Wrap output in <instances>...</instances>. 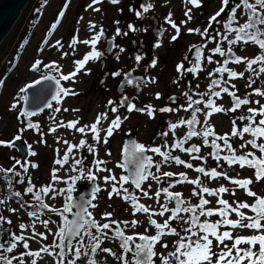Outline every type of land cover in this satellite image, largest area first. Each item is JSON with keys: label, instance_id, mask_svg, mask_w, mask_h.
<instances>
[{"label": "rangeland", "instance_id": "374dc122", "mask_svg": "<svg viewBox=\"0 0 264 264\" xmlns=\"http://www.w3.org/2000/svg\"><path fill=\"white\" fill-rule=\"evenodd\" d=\"M232 2L233 0H230L229 5H231ZM43 3V0H29L27 6L21 13V20L15 26L12 35L0 48V81L3 82L2 85H0V142H12L19 136L20 140H22V142L25 141L26 145L35 153V155L30 157L29 165L26 167L25 162L27 158L21 159V157L17 155L16 157L20 161L19 163H14L11 160L10 152L6 149H0L1 169H14V173H19V175H16L18 179L10 184V186H13L11 189V193L14 195L13 198L6 194L7 188L5 189V187L0 185V201H2V203H0V217H3V220H0V224H4L5 227L2 230V235L7 230L11 231L9 239L10 245L12 243L16 244L12 252L5 251L4 249L6 247L0 248V256L11 258L12 264H20L21 259L23 260V264H32L33 260L36 261V264H60V257L56 255L60 252V248L55 247V245L60 243V238L57 233L59 227L63 223V218L48 209L43 213L37 211V207L34 206L37 200L33 193L26 192V189L30 186L29 180L31 181V185L34 186V192L39 191L41 187L51 186L55 189L56 191H51L48 195L41 198H43L44 203L48 204L51 208L62 209L68 202V189L71 187V192H73L77 184L93 182L88 178L89 173H91L96 176L94 182L101 189L96 193V199L93 202L97 206L90 209L94 218L101 224L110 223L111 220L128 222L127 225L121 223L120 227L129 236L135 237L140 234L150 237L154 236L156 234V229L149 224L146 214H134V209L131 204L125 202L119 196H113L112 199H109V192L111 191L112 184L105 183L104 177L111 174L115 175L117 180H119L121 176L127 175L124 169L117 167V164L122 162L124 143L128 135H130V132L135 134L136 141L139 144L150 148L159 147L162 152H170L171 155V145L174 141L183 139L186 124L180 125L175 130L170 129V125L178 124L181 119L185 121L189 118L191 119L192 115V109L188 111L184 110L188 108V98L181 104L179 103L174 106L173 109H175V111L163 113L162 115L155 111L152 117H149L147 114H138L125 119L126 113H123V120L121 119L122 122L120 127L114 130L111 137H107V143H104L103 140L106 137L107 129L112 120L116 118L114 114L105 119L106 122L103 126L101 124L97 126L100 135L99 142L93 138L94 134L91 132L90 127L86 128L85 133H81L73 128L59 126L61 121L65 125L70 121H78L79 123L76 125V128L91 126L96 122L97 115L100 114V112H98L97 101H93L88 93L91 87V70L94 69L93 63L90 61L85 65L84 69L71 80H61L63 82V88L72 90L75 95H62L60 102L55 105L50 113H47V115L41 119L35 118L31 121L32 124L38 125L41 134H35L33 130H29L26 120L20 115V113H24L23 105L25 101V92H21V89L26 88L27 85L33 83L35 80L40 79L47 72L57 78H59L61 74L67 75L73 72L76 67L74 61H80L85 54L91 51L90 46L83 43V41L91 40L94 36L91 34V31L88 30L90 21L95 19V21H99L101 25L109 24L107 18L112 20L113 23L115 20L116 22H121V20L125 22L133 16V7H135V5L138 7H140L141 4L143 5V0H119V3H112L110 0H102L100 5L95 6H93V0H47L46 5L42 7ZM147 4L152 5L150 14L144 17L146 20L140 21V25L153 26V24L150 23V17L152 15L158 16L163 20V36L158 41L160 46L156 49L157 61L155 67L151 66L148 70V78L150 81L142 96L145 104L157 110L158 106L164 105V98L168 96L165 94L167 89L171 88V92L175 91L173 90L172 83L173 80L177 78V64L181 61L180 57L183 56L184 58L187 52L202 40L201 37L198 36V33H190L188 30H201L203 28V22H209L210 18L222 7V0H200V7H195L191 3H186L185 0H148ZM207 4L208 10L204 8ZM96 8L100 9V11H95L94 9ZM37 9H41L42 12L39 16L38 25L32 31L29 42L18 62L12 66L13 55L18 52L17 48L20 39H22L23 35H26L31 22L36 18L34 11ZM189 10L191 19L185 15ZM62 11L64 13L63 21L57 26L53 36L51 37L50 35V37L45 40L47 29L51 26L57 14ZM121 11L124 13L120 16ZM169 14L171 15V21L180 29V33L175 40H173V37L177 36V33L167 20ZM155 16H153V18H156ZM236 19L240 21V25L247 22V17L243 8H240V12ZM217 25L218 23L216 22V26ZM212 27H214L213 21ZM261 27L264 28V26ZM208 28L211 30L209 25ZM151 37L153 39L155 38L153 34ZM74 38L78 42L72 45ZM231 40L233 39L231 38ZM58 41L59 45H57ZM218 45L222 48L219 44V38L217 37L209 43L208 52L205 53L207 61H204L202 70L198 73L196 72L192 80L190 78L187 79L189 85L188 94L191 96L192 100L202 99L204 102H207L209 98H211L215 101L217 106L230 109L233 107V100L227 93L221 92L219 98L211 96L210 93L202 96V94L209 92V86L213 80H221L219 87H212V92L221 91L222 88L227 87L230 92H236V95L240 98H247L250 103L248 105H242L235 112L227 111L213 113L211 116H206V113L210 112L211 109L206 108L204 103H201L193 106L201 109V111L196 114V117L201 124L200 128L207 127L204 124L205 119H207L208 125L213 128L217 136L223 137L227 135L228 142L232 145L237 156L246 155L251 152L255 157L259 158L262 154L258 149L252 148L250 144L241 148V145L245 144L247 140L253 139L250 134L245 133L242 140L238 136H232L231 133L234 127L233 120L236 121L235 127L239 131L244 126L248 125L249 121H241L237 119V117L249 116L251 113L248 112V108L259 110L261 105H264V96L253 94L257 89L264 92V73L256 74L254 71L247 70L246 63V60L254 59L261 55V50L253 43L245 44L242 41L231 45L232 52H234L236 56L246 58V60L243 63H235L233 66L226 65L231 71L243 73L242 78L229 79L227 72L223 73L222 76L220 73H214V70L221 67L225 61L224 57L212 52ZM223 46L225 48V53H227L229 44H224ZM65 53H67V55H64ZM208 57H211L213 63H208ZM37 60L42 61L40 71H32V66ZM53 62L59 66L60 72H55L45 67V65ZM259 67V64L253 65L254 70H258ZM210 72H213L214 75L209 76ZM193 74L194 73H192V75ZM153 78L155 82H152ZM250 78L254 81L251 87L248 86ZM197 85H199V87H197ZM232 85H235V87L233 88ZM157 93H159V99L156 98ZM108 95L110 96V94ZM256 101H259V103H256ZM13 105H16V107L13 108ZM56 108H59L60 111L56 112ZM64 109H68V111H64ZM120 115L121 114H119V116ZM159 118L162 121V130H164L167 135L165 140H162L159 134L156 143L152 145L151 140L155 136V129L159 125ZM261 118V116L257 115L256 121L258 122ZM53 128L56 130L51 131ZM82 140L86 143L80 146ZM65 141H67V143H65ZM219 141L222 147L224 140ZM192 142V145L195 144L200 147L198 155L204 158L203 160L198 159L194 161L191 160V156H184L183 158L186 162H191L193 165L192 169L185 168L184 165H177L172 162L165 163L160 155L148 152L149 156L152 157L153 163H160L161 165L159 172L156 171L155 167L150 169L153 174L161 177V182L157 183V181L149 178L142 184L143 190L148 191L152 199L144 197L142 192L135 189L131 183L125 184L124 187L127 188L129 192L139 197V203L150 206L155 212L160 210L161 204L167 203L170 209L175 207V202H168L165 194L161 193L159 197L160 203H157L155 197V193L159 189L168 187L170 184H174L175 186L170 187L169 191L181 193L187 204L198 205L202 195L204 199L209 201V204L205 206L206 209L221 208L222 206L217 202L219 199L228 201L229 205L232 207H235V202H245L249 205L255 203L254 197H249L244 189L231 183L233 179H251L253 183L249 185V189L255 191L258 196L264 197V180L256 181L255 170L248 167L241 168L238 163L229 166L225 160L220 162L216 160L213 161L209 158V151L202 150L201 145H199L197 141L192 140ZM257 143H264V138H260ZM70 146L75 147L69 151ZM90 147L93 149L92 151H89ZM85 149L86 152L88 151L94 155L96 159L94 165L90 160L81 157ZM108 153L111 154L109 155ZM66 154L67 162L63 163V166L56 163L57 160L63 161ZM222 154L223 156L231 155L227 148L222 151ZM249 159H251V157H249ZM76 160L80 161L79 165L75 163ZM97 161H104L105 163L98 164ZM33 164L37 165V167H32ZM197 167H204L206 171L216 169V171H220V173H226L230 179H225L223 176L215 179L204 176L194 170ZM24 168H27L26 172ZM98 168L107 169L109 171H98ZM165 172H172L175 175L166 177L163 176ZM180 173L186 174L189 180H196L199 178L200 185L189 184L187 182L176 183L177 180L181 179L179 176ZM54 174L58 178L55 181L53 179ZM19 176H21L22 179H20ZM21 180L23 181L22 183L20 182ZM149 185L151 187H149ZM200 186L207 187L210 190H216L223 186L229 189V191L216 196H209L205 193L193 195L194 190L198 193L200 192ZM117 187H119V184H117ZM16 192L21 194L18 197L19 199H16ZM233 192H235V195L232 194ZM52 197L55 198L53 199ZM13 209H15V211H12ZM33 211L37 212V216L33 217L29 215V213ZM241 211L244 212L245 216H254L250 208L241 209ZM105 213L112 214L110 220L101 219ZM69 214L70 213H66L65 215L68 217ZM170 215L171 213H166L164 217L156 215L152 218L156 219L158 223H163ZM181 215L184 216L185 219H189L184 213ZM208 218L213 222L221 219L218 215H213ZM228 218L232 220L239 219L234 212H230ZM45 220L50 221L47 228H45L42 223ZM134 220L138 221V223L135 227H132L131 222ZM247 222L246 220L245 223ZM21 225H24L23 229ZM172 226L177 228L181 236L189 235V233L182 230V228L188 227L189 225H181V223L173 221ZM112 227L114 228L116 226L112 225ZM92 231L95 234V229H92ZM219 231H230L234 237H250L259 234L255 230L240 227L232 229L230 227L221 226ZM33 233L37 235L34 236ZM109 233L107 238H105L106 241L100 248L111 249L113 253L116 252L115 255L98 249L93 256L90 249H87L89 252V259H95L97 264H113V256L120 254L116 247H114V242L111 237L112 234ZM39 234H43L47 238L41 239ZM20 236H23L24 240L14 239V237ZM1 238L0 231V245H3ZM162 238V242L159 243L157 250V264H161V256H167L169 252L175 251L176 241L179 240L180 237L166 235ZM193 239H195V237H193ZM25 242L29 245L27 249L23 247ZM83 242L84 245L87 246V236H84ZM163 243H167L168 248H163L161 246ZM224 243L229 246L232 245L231 240H225ZM78 245L79 242L75 246ZM75 246L67 253V256L64 255L63 264H65L66 261L69 262L74 259ZM44 247H47L49 252L53 254L49 255L48 252H43L42 248ZM239 247L246 249L249 245L242 244ZM223 249L224 245H218V242L213 239V251L219 254ZM84 250L85 249L82 248L81 257L76 260V264L86 259L87 256L83 255ZM253 251H258V245L253 248ZM28 252H40V256H29L26 254ZM19 253H22L20 257L13 256ZM233 255H235V253H233ZM213 259L215 260V257ZM0 264H4V262L0 261ZM170 264H176L175 260H170ZM244 264H248V261L245 260Z\"/></svg>", "mask_w": 264, "mask_h": 264}, {"label": "snow or ice", "instance_id": "6c2138e0", "mask_svg": "<svg viewBox=\"0 0 264 264\" xmlns=\"http://www.w3.org/2000/svg\"><path fill=\"white\" fill-rule=\"evenodd\" d=\"M102 0H93V4L101 3ZM112 3H119V0H110ZM186 3H191L195 7H200V0H185ZM230 0H222V7L220 10L210 18L209 21V27L212 26V21H216L217 17L221 15L225 11V8L228 7ZM67 6V5H66ZM65 6V7H66ZM91 7V5H90ZM152 7L151 4H148L146 6L142 5L143 11L148 12L149 9ZM243 8V10L247 13V22L243 25H240L238 27H233L232 25L236 22V16H237V9ZM95 11H100V9L96 8ZM264 0H254V3L249 2V0H240V3L235 4L231 7L229 14H228V22L224 23V28L227 31V33H235V38L233 40H228V36L225 35L223 37L224 40H228L229 49L228 52L225 53V51L218 45L215 49L212 50L214 54H219L220 56L228 55L232 57V62L234 63H243L245 62L246 58H241L239 56H235V54L232 52L231 45L236 44L237 42H243L245 44L247 43H253L259 47L261 50V55L257 56L254 59L246 60L247 63V70L254 71L256 74L258 73H264V28L261 26H264ZM190 10L185 13L186 16L191 19L190 16ZM60 18L63 17L64 13L63 11L59 14ZM136 15L139 17L141 16L140 12H136ZM168 22L171 24V26L176 30L177 36L173 37V40H175L179 33L180 29L179 27L171 21V15L169 14V17L167 18ZM117 23H119L117 21ZM217 23H220V21H217ZM91 27H95V25H90ZM53 29H55L56 24H54ZM129 29L132 31H138V29L133 28L132 25H129ZM191 32H196L198 34H201L202 36L209 35L207 28L201 32L200 29H189ZM104 30L101 29L99 34L93 36L91 40L83 41V43L88 44L91 46L92 51L88 54H86L83 58V60L80 61H74V64L76 65L75 70L67 75L61 74L59 78L45 74L40 79L35 80L33 83H30L27 85L26 88L21 89V92H26L30 88H36L37 85H42L44 81H54L56 86V95L53 97L57 101V103L60 102L61 95L67 96L69 94L75 95L74 92L70 89H65L60 86L61 80L68 81L74 78L76 75H78L81 70L84 69L85 65L89 62V60H99L102 58L103 53L96 50V44L100 41L101 36H103ZM128 33L125 32L123 35H127ZM162 34V33H161ZM116 35H121V31L118 28L116 31ZM217 35H219V32H217ZM115 38H113L114 41ZM78 41L74 38L72 41V45L76 44ZM57 45H59V41L57 42ZM71 46V45H70ZM160 45L157 44L156 47H159ZM196 47L195 52V58L197 61H200L202 56V48L204 45H201L199 47ZM112 48H119V51H124L122 47L119 45H115L114 42H109V50ZM64 55H67L65 53ZM119 57L117 56V59ZM141 59L140 55L136 56V60L139 62ZM208 63H213L211 57H208ZM229 63V60H225L224 64L221 67H218L214 70V73H220L221 76L223 73L227 72L229 79H235V78H242L243 73H237L235 71H231L226 67V65ZM42 64V61L37 60L33 66L32 71H40V66ZM156 61L153 60L152 67H155ZM259 64L260 67L258 70L253 69V65ZM46 68H50L55 72H60V68L58 65L55 64V62L45 65ZM200 69L197 65L195 68H189L184 69V65L180 64L177 66V71L183 74V71L188 72H197L200 71ZM213 72L209 73V76L214 75ZM120 75L119 72L113 73V76ZM131 76V73L125 74V80L127 83L131 84L133 83L132 79H129ZM154 81V78L152 80ZM175 82V81H174ZM254 81L249 79L248 86L251 87V84ZM2 81H0V85H2ZM221 84V80H213L211 85L209 86V92L204 93L203 95H208L209 93L211 96H215L219 98L221 96V92L227 93L233 100V107L230 109H224L221 106H217L215 104V101L209 98L207 102H204L202 99L198 100H192L191 96L186 92L184 95L188 98L189 104L188 108H185V111H188L189 109H192V115L191 119L183 120L181 119L178 124H171L170 129L175 130L177 127L183 124H187L189 126H193L199 121L197 120L196 114L201 111L200 108L193 107L194 105H198L201 103H204L205 107L208 109H211L210 112L206 113V116H211L213 113H221V112H227L237 111L242 105H248L250 101L247 98H240L236 95V92H230L227 87H224L221 89V91L212 92V87H219ZM199 87V85H197ZM234 88L235 85H232ZM48 91V88L41 87L40 93H45ZM38 97L39 98V94ZM255 95H261L264 96V92H261L260 90H255ZM157 99L160 98L159 93H157L156 96ZM171 101L175 102V97L169 98ZM128 97L124 96L122 97L121 101L119 102V107H127L128 112L132 111H146L147 115L149 117L153 116V113L157 111L156 109L152 108L151 106H146L145 109H137L134 104L127 103ZM116 102L109 101L108 106L111 108V111L113 113L118 111V107L113 106ZM256 103H259V101H256ZM13 108L16 107V105L12 106ZM48 108H51L52 105L49 103L47 104ZM56 112H59L60 109L56 108ZM64 111H68V109H64ZM75 111V110H74ZM161 112H172L175 111V109L172 108H162L159 109ZM248 112L251 113L249 116H239L237 119L243 121L248 120V125L244 126L241 130H237L235 127L236 121L233 120V131L231 133L232 136H238L240 139L243 140L244 134L248 133L250 134L253 139L247 140L245 144L241 145V148L246 147L247 145H251L252 148L258 149V151L262 154L261 157L257 158L253 155V153L249 152L246 155H239L237 156L235 154V150L233 149L232 145L228 142L227 135L221 137L217 136L213 130V128L208 125L207 119H205L204 124L207 126L202 132H197L194 128L190 127V130L187 132L186 136L175 143L174 147L180 149L181 151L187 152L190 156H192V159H200L203 160V157H200L199 155H193V153H199L200 147L193 144L189 148H184L183 145L192 137L194 136H203L204 138V144L208 145V137L209 135H212L214 138L211 142V147L213 149V152L210 154L212 155V158L217 160L219 162L220 159H224L229 166H232L234 163H238L241 168L249 167L255 170V179L256 181L264 180V143H257V139L264 138V105H261L259 110L254 108H248ZM21 116H31L35 115V113H20ZM259 115L262 118L259 119V121H256V116ZM107 118V113L98 115L97 120L94 124L91 126H84L80 128H76V125L79 123L78 121H70L65 125L62 121L60 122L59 126H66L68 128L76 129L77 131L81 133H85L86 128L90 127L91 132L94 134V139L99 142L100 135L98 130V125L101 123L102 119ZM54 119V117H53ZM126 119V117H125ZM121 117L119 115L116 116L114 120H112L110 126L107 129L106 137L104 138L103 142L107 143V137H111L113 135V132L115 129H118L121 124ZM255 125V126H253ZM28 128L36 127L38 128V125H33L32 123H29ZM56 129L53 128L51 131H55ZM162 135H167V133H162ZM16 140H19L20 137L17 136L15 138ZM217 140H224L225 146L228 149V151L231 153L229 156L221 157L219 155L220 151H222L219 144L216 143ZM5 142H0V144H4ZM67 143V141H65ZM86 142L81 141L80 146H83ZM6 146H13L11 143L7 144ZM75 146H70L69 151L72 150V148ZM93 149L90 147L89 151H92ZM147 152H153L158 155H160L163 158V162H168L169 160H174L175 164L177 165H184L185 167L192 169L193 165L191 163H187L183 160H181L178 156L172 157L170 153L168 152H162L159 147L150 148L146 147L145 145L136 143L135 141L130 142L128 145H126L123 149V160L121 163L117 164V167H120L124 169L125 172L128 173V175H123L117 180V177L115 175H109L107 177H104L105 183H111L112 188L109 192V199H112L113 196H119L121 197L125 202L130 203L131 206L134 209L135 213H144L148 216L149 224L156 229V234L154 236H147L140 234L138 236H126L123 229L120 227L121 223H124L125 225L128 224V222H117L115 220H111L110 223H100L98 222L94 216L92 215V212L89 210V208H95L97 205L94 204L92 201L96 199L95 193H98L101 189L99 186L95 187L93 193L91 194L90 200H85L83 197H80V203H73V197L71 195V187L68 189L69 195L67 197V203L64 205L62 209H53L48 204L44 203V201L41 198V193L44 195H48L51 191H56L51 186L41 188L39 191L34 192V186L31 185V181L29 180V187L26 189V192L33 193L35 199L39 202L38 207L41 209H48L51 212H54L55 214L61 216L63 218V223L59 227L58 230V236L60 238V243L55 245V247L60 248V252L57 253L60 257V264H63L64 261V249L67 248L69 251H71L74 247L72 244V240L75 238H79V245L75 246V253H74V259L70 260L68 264H76V260L80 259L82 248L85 250L83 251L84 256H88L89 252L87 249H90L93 256L96 254L97 250H101L103 252H108L111 255H115V253L112 252L111 249H101L100 245L103 243V240L107 238L108 233L105 230H109L113 232V238L119 239L121 241L120 247L123 249V252L126 254L128 252H132L133 259L132 261H127L126 256L117 257V259H121L124 264H154V257L158 255V253L154 250L155 245L157 243L161 242V238L166 235H174L179 236V240L176 241L175 245V251L169 252L167 256H161V264H170V260L174 259L176 264H244V261L247 260L248 264H264V197L258 196L255 191H252L249 189V185L253 183L251 179H244V180H231V183L237 185L239 188H242L246 191V194L249 197L255 198V203L252 205H249L245 202H235V207H232L229 205L228 201L224 199H219L217 202L222 207L219 209H206L205 206L209 204V201L207 199H204L201 195L200 201L198 205H190L187 204V202L183 199L181 193H173L169 191L170 187H174V184H170L168 187L159 189L155 193L156 201L157 203H160L159 197L161 193L165 194L168 202H175L174 208H169L167 206V203L160 205V210L158 212H155L151 209L150 206H146L143 203H139V197L135 195L134 193L129 192L127 188L124 187L125 184L131 183L135 189L140 190L144 197L148 199H152L151 196H149L148 191L143 190L142 184L143 182L147 181L149 178L152 180L157 181V183L161 182V177L153 174L150 169L152 167L156 168V171H160V163H153L152 157L146 155ZM32 155H35L34 152L31 153ZM109 155L111 153H108ZM251 157V159H249ZM67 162V154L63 158V161L57 160L56 163L61 164L63 166V163ZM19 163V161H17ZM77 165L80 164L79 160H76L75 162ZM98 164H104V161H97ZM32 167H37V165L33 164ZM75 170V169H74ZM98 171H109L107 169L98 168ZM196 172L203 174L204 176L210 177V178H217L219 176H223L225 179H230L226 173H219L216 171V169H212L211 171H206L204 167H197L194 169ZM0 171H5L3 169H0ZM8 172H14V169L6 170ZM24 171H27V168H24ZM15 175H19L18 172L15 173ZM175 174L172 172H165L163 173V176L166 177H172ZM179 176L181 177L180 180H177L176 183H184L187 182L189 184H195L200 185V180L197 178L196 180H189L186 174L180 173ZM88 178L92 181L96 180V176L89 173ZM54 181L58 178L53 175ZM75 180V178H74ZM23 182L22 180L20 181ZM117 184H119V187H117ZM149 187H151L149 185ZM229 189L221 186L216 190H210L207 187L200 186V192L193 191V195H200L201 193H205L209 196H216L218 194H222L225 192H228ZM235 195V192L232 193ZM21 194L19 192L15 193L16 197H19ZM53 199L55 197H52ZM2 203V201H0ZM75 208L76 211L73 212L72 209ZM251 209L253 213H255L254 216H245L244 212L241 211V209ZM12 211H15L13 209ZM234 212L239 219L238 220H232L229 219V213ZM66 213H71L73 215V219L69 220ZM166 213H171L170 216H168L167 219L164 220L163 223H158L156 219H153V216L159 215L161 217H164ZM190 214V219H185L184 216L181 214ZM30 216H37V212L33 211L29 213ZM111 213H105L101 217V219L110 220ZM213 215H218L221 219L216 222H208L207 220L201 222L200 217H211ZM0 220H3V217H0ZM248 221L245 223V221ZM177 221L181 223V225L187 224L188 227L182 228V230L186 233H189L187 236H181L180 233L177 231V228L172 226V222ZM50 221L45 220L42 223L44 224L45 228H47L48 223ZM10 223V221H9ZM138 221H132L131 226L135 227ZM112 225H115L116 227L113 229ZM221 226L224 227H230L232 229L235 228H247L255 230L257 233L256 235H252L250 237H241L236 236L234 237L232 232L230 231H223L220 232L219 229ZM21 228H24V225H21ZM92 229H95V234L93 233ZM147 231V229H146ZM202 233V235H201ZM33 235H37L36 233H33ZM41 239H46L47 237L43 234H39ZM84 236L88 237V244L87 246L84 245ZM195 237V239H193ZM211 237V238H210ZM16 240H24L23 236L20 237H14ZM139 240L141 243H135V240ZM213 239L218 242V245H224V249L217 254L213 251ZM225 240H231L232 245L229 246L225 244ZM67 241V243H65ZM242 244L249 245L248 248L242 249L239 247ZM258 245V251H253V248ZM163 248H168L167 243L161 244ZM16 247L15 243H12L10 246L6 247L4 250L7 252H12L13 249ZM23 247L27 249L29 247L28 243L25 242L23 244ZM0 248H4L3 245H0ZM43 252H48L49 255H52L53 253L49 252V249L47 247L42 248ZM235 253V255H233ZM29 256H40V252H28L26 253ZM215 257V260L213 259ZM0 261H3L4 264H12V259L8 257L0 256ZM20 264H23V260L21 259ZM32 264H36V261L33 260ZM88 264H97L95 259H89Z\"/></svg>", "mask_w": 264, "mask_h": 264}, {"label": "flooded vegetation", "instance_id": "af4514ba", "mask_svg": "<svg viewBox=\"0 0 264 264\" xmlns=\"http://www.w3.org/2000/svg\"><path fill=\"white\" fill-rule=\"evenodd\" d=\"M101 3L94 4L93 6L100 5ZM237 3H240V1L233 0L232 4L228 5V7L225 8V11L221 13L220 16L217 17V20L213 21L214 27L211 26V30L208 28L209 22L207 21L203 22V28L200 31L203 32L207 28L209 35L202 36L201 34H198V36L201 37L202 40L196 46L199 47L201 45H204V47L202 48V56H201L200 61H197L195 58L196 47H194L190 49L189 52H187L184 58L183 56L180 57L181 61L177 65L183 64L184 69L195 68L198 65V67L202 69L204 65V61H207V56H205V53L208 52V45L216 37L219 38V44L222 46V49L225 51V48L223 45L224 44L228 45V40H231V38L234 39L236 34L234 32L231 34L227 33V31L224 28V23L228 22V14H229L231 7ZM204 8L208 10L209 9L208 4L205 5ZM132 11H133V16L127 19L125 22L120 19L121 22L117 23L115 20L113 23L112 20L107 18L109 21V24L101 25L99 21H95L94 19L93 20L94 22L91 20L88 25L89 26L88 30H90L91 34L94 36L99 34L101 29L104 30L103 36H101L100 41L97 42L96 44V50L103 53V56L99 60H89V62L91 61L93 63L94 69L91 70V78H90L91 87L88 93L91 99L93 101H97L98 103V112H100V114L98 115L107 113V117H111L113 114L115 116L121 114L120 117L122 120H123V115H122L123 113H126L125 114L126 118H129L130 116L138 115V114L140 115L147 114L146 111L128 112L126 106L119 107V102L121 101L122 97L126 96L128 97L127 103L134 104L137 109H145L146 106H150L143 102L142 96L150 81V79L148 78V70L151 67L153 60L157 61L156 45L158 44V41L163 36V20L160 19L158 16L152 15L150 17V23H152L153 26L140 25V21L146 20L144 19V17L150 14V9L148 12H144L142 8V4H141L140 7L135 5ZM136 12H140L141 16L138 17L136 15ZM239 12H240V9H237V15ZM123 13L124 12L121 11L120 16L123 15ZM59 14H57L55 20L53 21L51 26L47 29L45 40H47L50 37V35L51 37L53 36L57 26H59L60 22L63 21V17L60 18ZM153 16H155L156 18H153ZM218 20L220 21V23H218V25L216 26V22ZM54 24H56L55 29H53L52 27ZM98 24H99V27H98ZM90 25H95V27L93 28ZM129 25H132L133 28L138 29V31L130 30ZM232 26L233 27L240 26V21L236 19V22ZM118 28L121 31V35L119 36L116 35V31ZM156 31H158L159 38L155 37ZM125 32H127L128 34L123 35V33ZM217 32H219V35H217ZM152 34H153V37H155L154 39L151 37ZM225 35L228 36V40L223 39ZM113 38H115L114 41H113ZM109 42H114L115 45H119L120 47H122L124 51L122 52L119 51V48H112L111 50H109ZM137 55L141 56V59L139 62L136 60ZM84 56L82 57L81 60H83ZM117 56L119 57L118 59H117ZM222 57H224V60H229V63L227 65L233 66L235 64L232 62V59H231L232 57L228 55L222 56ZM116 72H119L120 75L113 76V73H116ZM198 72L199 71H197V73ZM127 73H131V76L129 77V79H132L133 81V83L131 84L127 83V81L125 80V74ZM192 73L193 72H188V71H183V74H181L180 72L177 73V78H175V80H173V83H172V87L174 88L173 90L175 91L171 92V88L167 89L165 94L168 96H165L164 98V105L158 106L157 108V112H159V114L162 115L163 113H168V112H161L159 111V109H162L165 107L173 109L174 106H176L179 103L181 104L187 99V97L184 95V93L189 92V85H188L187 79L190 78L192 80L193 76L196 75V72L193 75ZM46 74L51 75L49 72H47ZM60 86L63 87L62 81H61ZM108 94H110V96ZM170 97H175L176 98L175 102L171 101L169 99ZM24 99H26L25 94H24ZM109 101L116 102L113 106L118 107L117 112L113 113L111 111V108L108 106ZM56 104H57V101L54 100L51 104L52 105L51 108H48L47 110H45L39 115L28 116L30 118L29 123H31V121H33V119L35 118L41 119L45 117L47 113H50L53 110ZM105 122L106 120L103 119L101 120L100 124L103 126ZM28 129L33 130V128H28ZM131 133L132 132H130L129 134ZM162 133H165V131L162 130V121L159 118V125L155 129V136L151 140L152 145L156 143L159 134L161 135V139L165 140L166 135H162ZM15 141H22V140L15 139L12 142L7 141L4 144H0V149H6L7 151H9L11 154V160L14 163H17V161H20L16 157L17 155L20 156L18 150L12 146H6L7 144L9 143L12 144ZM24 143L26 145L25 141ZM26 147L28 148V151H29L27 160L25 162V165L27 167L30 162V157L33 156L31 153L34 151H32V149L28 147V145H26ZM81 157L90 160L93 165L95 164L96 159L94 158V155H92L88 151L86 152V149L82 152ZM2 169L5 171H0V185L5 187V189L7 188L6 194H8L11 198H13L14 195L11 193V189L13 186H10V184L14 183L15 180H17L18 178H16V175L14 172H8L6 171L7 169H4V168ZM21 176H19L20 179H22ZM90 184H92V182L77 184L76 189L73 192H71L72 197L74 198L77 195H79L83 187L85 185H90ZM41 188H44V187H41ZM44 196L45 195L41 193V197H44ZM16 199H19V198L17 197ZM42 200L44 201L43 198ZM38 203L39 202L36 201V203L34 204V206H36L38 209L37 211L42 212V213L46 212L47 209L39 208ZM4 228H5L4 224H0L1 237L3 236L2 230ZM10 236H11V233L8 235L9 239H10ZM1 241H2V238H1Z\"/></svg>", "mask_w": 264, "mask_h": 264}, {"label": "water", "instance_id": "95a60500", "mask_svg": "<svg viewBox=\"0 0 264 264\" xmlns=\"http://www.w3.org/2000/svg\"><path fill=\"white\" fill-rule=\"evenodd\" d=\"M29 0H0V42L2 39L11 31L14 24L18 21V19L21 16L22 11L27 6ZM148 3V0H143V4L146 5ZM156 38H159L158 31H156L155 34ZM41 87L48 88V91L45 93H40ZM39 94V98L38 97ZM26 99L24 101L23 105V112L24 113H35V115H39L45 110L48 109L47 104H52V102L55 100L53 97L56 95V86L54 81H44L42 85H37L36 88H30L25 92ZM31 115V116H35ZM136 141L135 135L130 134L126 138L124 147L128 145L130 142ZM12 147L16 148L21 156L22 159L27 158L29 151L26 147L25 143L22 141H15L12 143ZM146 155L149 156L148 152ZM123 160V155H122ZM128 175V173L126 172ZM144 183V182H143ZM95 187H97V184L95 182H92L90 185H85L80 192L79 195L73 198V203H80V197H83L85 200L91 199V194L93 193ZM93 202V201H92ZM90 210V208H89ZM73 212L76 211L75 208L72 209ZM73 215L70 213L68 216V219H73ZM10 234V231L7 230L3 236H2V244L4 247L10 246V241L8 238V235ZM79 242V238H75L72 240V244L75 246ZM67 243V241H65ZM65 253L67 254L69 250L67 248L64 249ZM22 253L13 255L14 257H20ZM65 264H68L66 261ZM80 264V263H77Z\"/></svg>", "mask_w": 264, "mask_h": 264}, {"label": "trees", "instance_id": "16d2710c", "mask_svg": "<svg viewBox=\"0 0 264 264\" xmlns=\"http://www.w3.org/2000/svg\"><path fill=\"white\" fill-rule=\"evenodd\" d=\"M43 4H42V7L43 6H45L46 5V2H47V0H43ZM249 2H252V3H254V0H249ZM41 7V8H42ZM262 11H264V10H262ZM34 13L36 14V18L31 22V24H30V26H29V28H28V30H27V33H26V35H23V37H22V39H20V42H19V46H18V52L16 53V54H14L13 55V60H12V66H13V64H16L17 62H18V60H19V58H20V56H21V54L23 53V51L25 50V48H26V46H27V44H28V42H29V39H30V37H31V34H32V31L34 30V28L38 25V22H39V16L41 15V9H37V10H35L34 11ZM245 14H246V17H247V13L245 12ZM22 118H24L25 120H26V124H29V117L28 116H22ZM190 119V118H189ZM197 120L199 121V119L197 118ZM33 125H35V124H33ZM37 125V124H36ZM200 122L199 123H197V124H195V125H193V126H189V125H185V134H184V136H183V138L186 136V134H187V132L190 130V127L191 128H194L197 132H202L206 127H202V128H200ZM33 132L35 133V134H41L40 133V130H39V127L38 128H36V127H33ZM213 136L212 135H209V137H208V141H209V144L208 145H205L204 144V138H203V136H194V137H192L191 139H189L184 145H183V147L184 148H189V147H191L192 146V144L191 143H193L192 142V140L194 141H197L198 143H199V145H201V147H202V150H204V151H209V158L211 159V160H213V161H215V159H213L212 158V155H210L212 152H213V149H212V147L210 146L211 145V142H212V140H213ZM253 138V137H252ZM179 141V140H178ZM257 141H259V139H257ZM177 141H174L173 142V144L171 145V155H172V157H179L181 160H183V161H185L186 162V160L183 158L184 156H190L187 152H185V151H181L180 149H178V148H175L174 147V145H175V143H176ZM216 143L217 144H219L220 145V141L219 140H217L216 141ZM220 147H221V145H220ZM226 148V146H225V143L223 144V146L221 147V149H222V151L224 150ZM174 150V151H173ZM222 151H220V153H219V155L221 156V157H224L223 156V154H222ZM170 153V152H169ZM193 155H198L197 153H193ZM192 157V156H191ZM162 158V157H161ZM191 160H194V161H196V160H198V159H191ZM224 159H220L219 160V162L220 161H223ZM217 161V160H216ZM168 162H172V163H175L174 162V160H169ZM167 162V163H168ZM187 163H191V162H187ZM235 164V163H234ZM185 168H187V167H185ZM249 168V167H248ZM252 169V168H251ZM254 170V169H253ZM217 172H219L220 173V171H217ZM219 177H221V176H219ZM184 215L185 216H187V217H189V219H190V214H185L184 213ZM254 215H255V213H254ZM205 220H207L208 222H213L211 219H209L208 217H200V221L201 222H203V221H205ZM113 228V227H112ZM115 228V227H114ZM113 228V229H114ZM107 233H111L112 235H111V237H112V239H113V242H114V247H116V249L118 250V252L120 253V254H118V255H116V256H113V259H114V263L113 264H124V262L121 260V259H117V257H121V256H126V259H127V261H132V259H133V254H132V252H128V253H124L123 252V249L120 247V244H121V241L119 240V239H114L113 238V232L112 231H109V230H105ZM109 233V234H110ZM125 233V232H124ZM125 235L126 236H129L128 234H126L125 233ZM201 235H202V233H201ZM211 238V237H210ZM162 239L163 238H161V242H162ZM106 240L104 239L103 240V243L100 245V247L104 244V242H105ZM160 242V243H161ZM135 243H141L139 240H135ZM158 246H159V243H157L156 245H155V251L157 252V250H158ZM115 254H116V252H114ZM64 255L65 256H67V254L65 253V251H64ZM157 258L158 257H154V264H157ZM88 260H89V255L86 257V259L83 261V262H81L80 261V263L81 264H88Z\"/></svg>", "mask_w": 264, "mask_h": 264}, {"label": "bare ground", "instance_id": "6f19581e", "mask_svg": "<svg viewBox=\"0 0 264 264\" xmlns=\"http://www.w3.org/2000/svg\"><path fill=\"white\" fill-rule=\"evenodd\" d=\"M21 20V16L18 19V21L14 24V26L12 27L11 31L2 39V41L0 42V48L2 47V45L8 40V38L12 35V32L14 31L15 26L18 24V22Z\"/></svg>", "mask_w": 264, "mask_h": 264}]
</instances>
